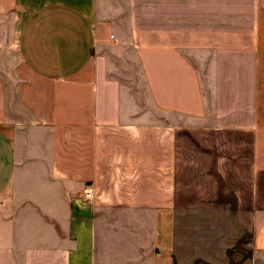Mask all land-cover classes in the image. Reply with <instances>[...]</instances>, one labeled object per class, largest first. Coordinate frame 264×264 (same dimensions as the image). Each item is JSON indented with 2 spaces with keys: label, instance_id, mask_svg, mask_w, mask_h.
I'll return each mask as SVG.
<instances>
[{
  "label": "crops",
  "instance_id": "obj_1",
  "mask_svg": "<svg viewBox=\"0 0 264 264\" xmlns=\"http://www.w3.org/2000/svg\"><path fill=\"white\" fill-rule=\"evenodd\" d=\"M214 178L264 264V0H0V264H177Z\"/></svg>",
  "mask_w": 264,
  "mask_h": 264
},
{
  "label": "rangeland",
  "instance_id": "obj_2",
  "mask_svg": "<svg viewBox=\"0 0 264 264\" xmlns=\"http://www.w3.org/2000/svg\"><path fill=\"white\" fill-rule=\"evenodd\" d=\"M218 180L216 178L211 180V192L214 190L215 192L222 191L224 196L222 199L215 200L211 198L212 200L202 202L193 199H186L185 201L180 199L178 201L180 211L176 216L177 264H207L201 260L207 247L211 246L210 251L215 253L214 250L222 244L229 243L231 239L232 227L236 219V216L230 213L232 184L225 181L221 183ZM206 202L210 204L209 208H213L208 210V214H184V207L194 206L199 209V204ZM203 212L205 211L203 210ZM248 243L249 237L244 235L236 246L230 250L228 254L229 262L226 264H246L245 261L249 253Z\"/></svg>",
  "mask_w": 264,
  "mask_h": 264
},
{
  "label": "built area",
  "instance_id": "obj_3",
  "mask_svg": "<svg viewBox=\"0 0 264 264\" xmlns=\"http://www.w3.org/2000/svg\"><path fill=\"white\" fill-rule=\"evenodd\" d=\"M84 197L86 199H91L92 193H91V190L89 189V187H87V188L84 189Z\"/></svg>",
  "mask_w": 264,
  "mask_h": 264
}]
</instances>
